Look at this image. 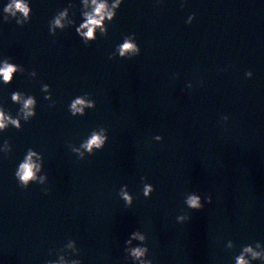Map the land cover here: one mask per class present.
<instances>
[{"label": "water", "instance_id": "obj_1", "mask_svg": "<svg viewBox=\"0 0 264 264\" xmlns=\"http://www.w3.org/2000/svg\"><path fill=\"white\" fill-rule=\"evenodd\" d=\"M29 2L28 24L0 22V60L26 70L0 83V105L15 116L13 91L37 101L21 130L0 133V145L12 146L7 158L0 153V264H44L69 238L82 264H123V243L136 229L148 237L153 264H233L241 245L264 243V0H184L183 8L182 0H124L107 36L90 47L74 27L49 35L48 21L69 0ZM72 2L78 25L80 3ZM133 32L141 54L109 60ZM85 92L95 108L72 117L68 104ZM98 125L108 141L79 160L67 145L79 146ZM29 147L43 154L48 182L21 190L14 172ZM141 176L155 188L150 198ZM125 184L128 208L117 195ZM193 191L210 193L212 203L188 210L184 195ZM182 209L191 219L178 224ZM227 240L236 247L225 249Z\"/></svg>", "mask_w": 264, "mask_h": 264}, {"label": "clouds", "instance_id": "obj_2", "mask_svg": "<svg viewBox=\"0 0 264 264\" xmlns=\"http://www.w3.org/2000/svg\"><path fill=\"white\" fill-rule=\"evenodd\" d=\"M124 0H79L80 8V22L77 25L73 18L75 12L70 10L75 7L72 0H69L66 7L59 9L56 14L48 21L49 35L55 36L57 30L63 31L66 28H73L76 35L80 38L85 47H90L93 42L97 40V36L104 38L108 34V25L112 23L117 15L121 4ZM157 4L161 0H156ZM184 7V0L181 2V8ZM31 7L29 0H9L3 8V15L0 17V22L9 23L15 20L19 27H23L31 20ZM195 14H191L185 20L186 24H191ZM55 42V41H53ZM141 54V49L136 42V34L129 33L122 37V42L115 45L112 52L109 53L108 59L114 58L131 60ZM12 57H4L0 60V83L3 85L10 84L16 74L24 75L25 68L22 65L11 62ZM30 78L36 76L35 71L27 73ZM175 75V74H174ZM245 78L250 79L253 76L252 71L245 72ZM188 89L192 88L191 83L186 85ZM41 91L46 93L45 100L51 101L48 107H55V101L51 99V89L48 84H41ZM11 102L19 105L15 116L10 111L6 110L0 105V133L6 131L9 126L15 128L17 131L21 130L22 123L27 124L36 115L37 101L33 95L26 94L21 91H13L10 95ZM95 101L91 98L90 93H83L74 97L67 106V110L72 117L85 115L86 109H94ZM222 124H226L228 116H221ZM152 139L156 142H161L162 137L155 135ZM108 141L107 128L98 125L93 128L90 133L80 142L79 146L69 143L67 147L70 149L79 160H84L86 156H92L97 151L104 148ZM12 151V146L8 139H4L0 145V153L5 158ZM44 157L33 148L29 147L23 158L19 161L15 172L14 179L17 186L21 190H27L30 184L46 185L48 182V175L43 171ZM144 176L140 177L142 184V195L145 199L150 198L151 193L155 191L153 185L145 182ZM41 191L47 195L49 189L44 187ZM118 197L123 201L126 208L131 207L133 203V196L128 191V186L121 185L117 193ZM183 203L190 211H201L205 204L212 203V195L210 193L203 194L197 191L186 193L184 195ZM191 217L187 212L181 210V214L176 216V222L183 224L189 221ZM148 245V237L140 229L131 232L128 238L123 243V264H153L154 256L150 253ZM224 248L232 250L236 247L232 240H227L224 243ZM81 249L77 247L74 239H67V241L57 249H49L48 255H55L56 259H48L44 264H82ZM233 264H264V243L260 241H252L251 243L241 245L240 251L233 258Z\"/></svg>", "mask_w": 264, "mask_h": 264}]
</instances>
